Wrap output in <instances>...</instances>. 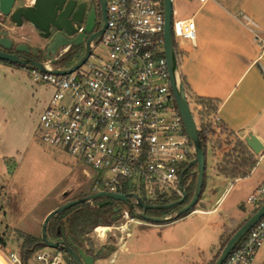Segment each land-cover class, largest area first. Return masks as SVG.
Returning a JSON list of instances; mask_svg holds the SVG:
<instances>
[{"label": "built area", "instance_id": "2783aa9c", "mask_svg": "<svg viewBox=\"0 0 264 264\" xmlns=\"http://www.w3.org/2000/svg\"><path fill=\"white\" fill-rule=\"evenodd\" d=\"M106 13L104 31L90 40V52L78 67L67 73L53 71L65 70L82 57L85 47L74 50L73 57L65 63L74 43L57 47L43 60L44 70L29 65L31 78L52 88L38 115L34 138L81 162L84 173L92 180V193H134L146 204H158L160 199L181 193V171L195 158L170 85L162 0H106ZM195 30L191 17L172 16L177 84L183 82L178 65L182 49L176 38L193 45ZM80 32L82 26L67 35L72 38ZM260 42L264 50V39ZM184 92L198 129L204 104L185 86ZM209 123L213 130L220 127L216 114ZM263 198L261 186L248 201ZM123 204L125 207L117 206L114 222L105 225L108 231L115 229L127 235L131 225L152 224L137 217L135 211L131 215L129 204ZM263 242L264 215L221 264H254ZM55 250L43 247L35 258L45 264H57L61 256ZM8 257L19 264L14 252Z\"/></svg>", "mask_w": 264, "mask_h": 264}, {"label": "crops", "instance_id": "0c3cea01", "mask_svg": "<svg viewBox=\"0 0 264 264\" xmlns=\"http://www.w3.org/2000/svg\"><path fill=\"white\" fill-rule=\"evenodd\" d=\"M186 1L194 5L188 17L194 20L196 28L191 46L197 88L185 87L186 90L197 98L216 102L214 114L232 137L245 143V137L252 133L263 149L254 153L248 147L257 162L244 177L230 179L218 174L214 168L216 160L211 173L214 181L209 190L214 195L218 183L223 189L213 203L207 206L201 197L199 203L203 205H197L184 217L166 224L151 222L154 228L178 223L167 239L159 230L149 229L151 225H131L134 229L130 226L129 234L121 233L112 246H105V235L95 234L97 240L95 238L93 246L88 245L83 236L79 237L84 247L74 244L92 255L94 264H210L225 229H231L228 220L235 218L242 222L248 218L256 205L248 198L264 183V50L260 42L264 39V0ZM51 93V87L31 78L28 66L0 61V176L8 175L7 168L12 169L19 158L32 149L38 115ZM236 184L237 197L225 206ZM80 193H63L39 212L13 210L6 225L39 236L46 214L68 200L87 194ZM195 214H200L199 218L190 221L189 217ZM86 234L94 236L91 231ZM88 248L92 251L88 252ZM37 251L28 259V264H45L35 258ZM55 251L61 256L57 264H69L66 253ZM254 264H264V242L255 255Z\"/></svg>", "mask_w": 264, "mask_h": 264}, {"label": "rangeland", "instance_id": "374dc122", "mask_svg": "<svg viewBox=\"0 0 264 264\" xmlns=\"http://www.w3.org/2000/svg\"><path fill=\"white\" fill-rule=\"evenodd\" d=\"M28 1L29 0H17L16 2L23 3ZM172 3L174 18L188 17L194 11L192 2L186 0H173ZM0 36H7L13 42H31L37 37L36 32L30 24L26 23L17 26L8 16L3 14H0ZM176 41L182 49V54L178 59L179 75L181 77L183 76L182 82L185 87L197 90L194 81V66L192 62L194 58H192L193 48L191 43L188 40L181 41L179 38H176ZM78 56L76 55L73 59L75 60ZM209 136L212 140H217V146L219 142L221 146L217 147L214 156L211 153L209 145H207L206 148L205 187L200 198L202 197L207 206L213 203L214 199L223 189V186L218 183L214 187L217 189L214 195L209 190V186L213 184L214 181L211 178L213 163L216 160H220L231 165L230 162H235L243 157L238 147L235 146L234 138L232 135L230 136L227 131L214 129L213 133H210ZM192 169L196 171V166H191L189 171ZM7 173L8 175L4 173L3 177L0 176V264H15L9 259L8 255L10 252L20 253L22 239L20 238L19 230L11 225H6V223L10 222V214L13 213V210L15 212H29L30 209H34L33 212H39L48 204L54 203L63 193H67V195H74L80 192H82L80 195L86 192L91 193L92 180L84 173L83 164L81 162L74 160L60 149L41 144L36 139L32 149L21 156L17 163L13 165L12 169L8 167ZM5 178H7V180H5ZM227 178L231 179L230 176H227ZM237 186L238 184H236L235 188L230 192L225 206L231 204L237 197ZM240 194H242V192H240ZM96 199L103 200L105 198L99 197ZM114 202L125 207L122 201L114 200ZM197 205L201 206L203 203H199L198 200L194 208ZM245 205L248 207L247 203H245ZM133 211H135L137 217L142 218L140 216L142 211L140 207L135 206ZM148 212L157 214L153 216H159L161 218L165 217L163 215L166 214L164 211L157 209H149ZM236 213L237 211H235L234 214ZM171 215H174V213ZM199 216L200 214L192 215L189 217V220L191 221L199 218ZM119 222H121V220ZM240 222L241 219L231 218L228 220L231 229ZM176 224L165 225L163 228H154L155 224H153L149 229L153 228L159 230L167 239L168 235L170 236L175 226H177ZM133 229L134 226H131V230ZM91 233L94 234L93 238L89 237L87 234H84L83 238L86 239L88 245L91 244V246H93V242L96 238L95 234L98 236L102 235L98 234L93 229ZM228 234V231L225 232L223 239ZM120 235L121 232L118 230L112 229L108 231L105 235V246H112ZM2 243H4V246L1 245Z\"/></svg>", "mask_w": 264, "mask_h": 264}, {"label": "water", "instance_id": "95a60500", "mask_svg": "<svg viewBox=\"0 0 264 264\" xmlns=\"http://www.w3.org/2000/svg\"><path fill=\"white\" fill-rule=\"evenodd\" d=\"M17 0H0V14L9 16L11 20L17 26H21L24 23L30 24L35 29H38L44 37L49 35V27H55L63 30L66 34L71 35L76 32L77 27L75 23H80L83 19V14H80L79 6L76 4V0H32L30 4H17ZM104 4L105 0H101ZM163 12H164V43H165V54L168 64L170 85L172 92L175 97L176 105L179 110L182 123L185 132L194 146L195 158L189 162L187 167L181 171L179 178V187L181 192V197L177 200L166 204H146L140 200L134 193L120 194L111 191H98L91 193L89 195L68 200L61 205L50 210L44 217L41 227H40V237L47 247L53 249L64 250L69 257L73 260L75 264H94V257L86 252L81 247H77L69 235H67L68 241L64 240H51L47 235V225L51 218L64 211L65 209L74 206L76 204L88 202L90 200L104 197L101 205L110 204L112 200H119L128 203L130 206L134 207L137 205L142 209L140 216L152 223H163L169 219V217H159L147 214L148 209H169L175 205L182 204L187 196L185 189V176L184 173L193 165L196 166V181L194 185V192L190 200L180 207L175 216H179L183 212L188 211L190 208L196 205L201 194L202 185L204 181L205 168H206V150L202 147L196 123L190 112L189 105L184 92V85L182 83H176L175 71L177 69V59L174 50L173 37L171 33V20L173 16V3L172 0H162ZM88 26V24H86ZM91 30L84 28L82 32L77 34L72 38H66L65 36H55L48 47V56L55 52L57 47L66 43H74L78 45L84 40L85 51L82 57L72 64L69 68L65 70H53L56 73H67L72 71L74 68L82 64L85 58L90 52L89 42L94 37L101 34L102 30L90 33ZM12 46V40L7 36H0V59L6 60L12 64L20 65H31L38 68L39 70H44L42 64L38 61L21 57L15 53H10L6 50L10 49ZM5 49V50H4ZM25 44H18L16 50H25ZM246 145L254 152L259 153L263 149V145L260 140L252 133H249L245 137ZM131 198H134L133 201ZM115 215L113 219H116V213L119 211L118 207L114 208ZM264 215V201L257 208V210L251 214L245 221L240 225V227L231 235L227 240L223 248L221 249L219 255L216 257L212 264H221L229 252L235 247V245L240 241L242 236L257 222V220Z\"/></svg>", "mask_w": 264, "mask_h": 264}, {"label": "trees", "instance_id": "16d2710c", "mask_svg": "<svg viewBox=\"0 0 264 264\" xmlns=\"http://www.w3.org/2000/svg\"><path fill=\"white\" fill-rule=\"evenodd\" d=\"M75 47L76 46L74 45L71 48V51L69 52V54L67 55L65 59V63H67L73 57V52H74ZM0 61H3L5 63H10L3 59H0ZM16 65L28 66V65H20V64H16ZM198 100H200L204 104V109L201 111L200 116H199L198 136H199L202 147L206 150L207 145H209L211 152L214 155L217 147H220L221 144L219 142L217 146L216 145L217 140L214 141L210 138L209 135L210 133H213V129L210 126L209 120H210V117L216 112L217 105H216V102H214L212 99L198 97ZM219 129L225 130L222 126H220ZM228 133L230 136L232 135L230 132ZM233 138L235 141V146L238 147V150L243 154V157L239 158V160L235 162L234 161L230 162L231 165H228L218 160L215 162L214 168L218 174L224 175L225 177L227 176H230L231 178L244 177L249 174L251 169L256 164L257 159L253 156L248 146L242 140H240L237 137H233ZM184 176H185L184 184H185L187 196L183 203H186L190 200L194 192V185L196 181V171L192 173L191 171L187 170L184 173ZM188 179H189V182L187 183ZM262 186H264V183ZM204 187H205V175H204V181L202 185L201 194L204 190ZM91 193H87L83 196L89 195ZM83 196H79L78 198L83 197ZM200 196H199V199H200ZM180 197H181V193H175V194H172L168 198L158 200L157 203L166 204L174 200H177ZM104 200L106 199H103V200L93 199L92 202H84V203L76 204L54 215L47 225L48 237L51 240H64L67 242L68 241L67 235H69L73 243H75L78 246L84 247L81 239L79 240V237L91 231L98 225H110L114 222V219H113V216L115 215L114 208L117 206H120L121 204L119 205L115 203L114 200H112V203L110 204L108 203V204L101 205V203ZM263 201H264V198L256 202V205L254 209L251 211V213L249 214V216L257 210V208L263 203ZM181 205L182 204L175 205L169 209H161L162 211L166 213L163 216L168 215V214L171 215L172 213H174V215H171L169 219L163 223L172 222L179 218H182L186 214H188L190 211L195 209L193 206L188 211L183 212L179 216H175V212L178 210V208ZM128 207H129L130 214L133 215L134 207L130 205H128ZM148 210L146 211L147 214L157 215V214H151L150 212H148ZM244 221L245 220L238 223L232 229L230 228L225 229L226 232L227 231L229 232V234L224 239L222 238V242L220 244L219 250L215 254L210 264L214 262V260L219 255L221 249L223 248L227 240L240 227V225ZM19 234H20V238L22 239L20 253L18 254L19 260H20L19 264H28V259L31 257V255L35 251L43 247H46V244L43 242L40 235L35 236V235L28 234V233L20 232V231H19ZM1 245L4 246V243H2ZM59 250L66 253L64 250H61V249ZM87 251L91 252L92 250L88 248ZM98 255L102 256L104 254H98ZM66 259L69 264H75L67 253H66Z\"/></svg>", "mask_w": 264, "mask_h": 264}, {"label": "flooded vegetation", "instance_id": "af4514ba", "mask_svg": "<svg viewBox=\"0 0 264 264\" xmlns=\"http://www.w3.org/2000/svg\"><path fill=\"white\" fill-rule=\"evenodd\" d=\"M76 4L79 6L80 14H83V19L80 23H75L74 26L77 28L82 26V31L84 28H87V30H91L90 33H87L88 35L97 32L100 29L103 32L107 22L106 0L104 4L101 0H76ZM9 19L11 20L10 17ZM86 24H88V26H86ZM33 29L36 32L37 37H35L31 42L12 41L11 48L6 51L10 53H15L24 58L38 61L42 64L43 60L48 57V47L55 36H65L66 38H70L63 30L52 26L49 27L50 33L47 37H44L38 29ZM18 44H25L26 49L16 50V46ZM75 46V51L81 50L85 46L84 41L80 42L78 45ZM186 203H182L180 207H182Z\"/></svg>", "mask_w": 264, "mask_h": 264}, {"label": "bare ground", "instance_id": "6f19581e", "mask_svg": "<svg viewBox=\"0 0 264 264\" xmlns=\"http://www.w3.org/2000/svg\"><path fill=\"white\" fill-rule=\"evenodd\" d=\"M94 230L98 234H101L102 236H104L107 233V231L109 230V228L107 226H98Z\"/></svg>", "mask_w": 264, "mask_h": 264}]
</instances>
